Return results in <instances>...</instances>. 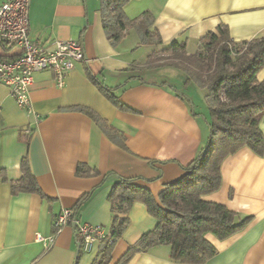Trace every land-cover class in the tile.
Returning a JSON list of instances; mask_svg holds the SVG:
<instances>
[{"label": "crops", "instance_id": "obj_1", "mask_svg": "<svg viewBox=\"0 0 264 264\" xmlns=\"http://www.w3.org/2000/svg\"><path fill=\"white\" fill-rule=\"evenodd\" d=\"M124 11L129 19L147 11L154 16L153 28L163 40L157 50L185 41L187 51L195 52L200 39L221 25L237 42L264 37V0H131ZM132 32L114 47L103 28L100 0H31L30 38L47 45L56 40L81 41L87 61L77 64L63 86L57 85L51 71L35 74L30 95L38 117L19 108L0 83V264H75L79 241L73 224L65 225L48 248L37 240L38 235L54 233V219L63 209L73 210L83 195L91 193L73 211L80 223L102 226L109 235L113 220L109 195L117 182L133 179L158 200L167 185L186 175L185 167L205 145L209 134L205 91L186 84L185 75L175 68L146 67V58L155 51L146 53V58L144 53L138 57L137 50L131 52V45L139 42ZM2 48L1 56L20 53L18 46ZM89 72L114 88L132 111L115 107ZM257 78L264 80V67ZM78 107L95 111L117 129L127 150ZM259 126L264 133V119ZM23 134L28 141L21 138ZM25 156L47 199L38 193H12L11 182L21 178ZM79 164L98 174L78 176ZM221 174L220 189L202 198L252 219L224 240L207 233L217 253L205 264H264V155L243 147L224 159ZM129 217L109 264H117L157 226L141 201L133 204ZM100 248L101 243H96L83 252L78 264H94ZM128 264L184 263L171 259L170 246L159 245L136 254Z\"/></svg>", "mask_w": 264, "mask_h": 264}, {"label": "trees", "instance_id": "obj_2", "mask_svg": "<svg viewBox=\"0 0 264 264\" xmlns=\"http://www.w3.org/2000/svg\"><path fill=\"white\" fill-rule=\"evenodd\" d=\"M130 1L100 0L103 28L110 43L117 47L127 33L134 30L139 35L140 44L162 45L159 31L153 28L155 18L150 12H144L135 19L127 17L124 7ZM146 67L175 68L185 75L186 84L194 83L205 91L204 99L209 110V118L206 119L208 138L196 159L185 167L186 175L167 185L158 200L150 190L136 185L133 179L123 178L113 186L109 195L113 213L111 232L100 242V252L94 264L110 263L117 241L130 224L129 212L136 201L146 205L148 212L156 218L157 226L142 235L117 264H128L136 254L159 245L171 247L173 261L205 264L217 253L216 247L206 238L207 233L224 240L243 230L252 219L250 216L241 217L225 205L202 197L220 189L221 165L227 156L243 147L250 148L259 156L264 155V133L259 126L264 119V80L257 78L264 67V37L237 42L231 38L228 28L221 25L200 39L197 51L189 53L185 41H175L153 52L147 58ZM88 74L115 107L132 111L115 94L114 88L91 72ZM162 85L187 98L172 85ZM76 110L89 115L113 142L127 150L122 134L99 114L84 107ZM21 138L29 140V136L24 134ZM21 170V178L11 182L12 193H38L47 199L30 170L26 156ZM76 173L78 176H92L98 171L79 164ZM90 195H83L73 210H79ZM53 228L55 232L54 222ZM76 234L79 252L75 264H78L84 249L82 237Z\"/></svg>", "mask_w": 264, "mask_h": 264}, {"label": "built area", "instance_id": "obj_3", "mask_svg": "<svg viewBox=\"0 0 264 264\" xmlns=\"http://www.w3.org/2000/svg\"><path fill=\"white\" fill-rule=\"evenodd\" d=\"M31 0H2L0 4V44L5 49L18 46L20 53L15 57L0 55V83L6 86L19 108L35 114L31 101V87L35 74L51 71L57 85L63 86L71 71L87 58L83 43L77 40H56L47 45L30 38ZM27 133L31 128H27ZM73 224L82 237L84 252L100 243L106 232L102 226L80 223L72 209H63L54 221L55 232L49 237L38 235L37 240L48 248L57 234L67 225Z\"/></svg>", "mask_w": 264, "mask_h": 264}, {"label": "rangeland", "instance_id": "obj_4", "mask_svg": "<svg viewBox=\"0 0 264 264\" xmlns=\"http://www.w3.org/2000/svg\"><path fill=\"white\" fill-rule=\"evenodd\" d=\"M1 2V0H0ZM133 31L132 34L134 33V35H136V37L139 39V35L136 33V31L134 30H131ZM132 41H129V43H131ZM143 46L142 44H140V42H137L135 45H131V48H130V51L133 52V51H136L137 50V55L138 57H142L141 54L144 53V55L146 53H151L153 51H157V46L156 47H152V46H146V47H141ZM0 51H4L2 46L0 45ZM189 52H194L193 48L189 49ZM145 58L147 57L146 55L144 56ZM147 59V58H146Z\"/></svg>", "mask_w": 264, "mask_h": 264}]
</instances>
